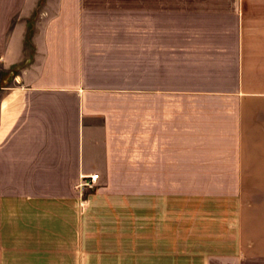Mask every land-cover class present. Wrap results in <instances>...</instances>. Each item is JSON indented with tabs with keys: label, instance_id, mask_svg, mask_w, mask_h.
I'll list each match as a JSON object with an SVG mask.
<instances>
[{
	"label": "crops",
	"instance_id": "0c3cea01",
	"mask_svg": "<svg viewBox=\"0 0 264 264\" xmlns=\"http://www.w3.org/2000/svg\"><path fill=\"white\" fill-rule=\"evenodd\" d=\"M188 190L210 250H139ZM0 264H264V0H0Z\"/></svg>",
	"mask_w": 264,
	"mask_h": 264
},
{
	"label": "rangeland",
	"instance_id": "374dc122",
	"mask_svg": "<svg viewBox=\"0 0 264 264\" xmlns=\"http://www.w3.org/2000/svg\"><path fill=\"white\" fill-rule=\"evenodd\" d=\"M96 188V187H94ZM93 188V189H94ZM92 189V192H94ZM187 211L180 212V203L173 198L171 216L172 221L150 223V230L145 231V238L140 239L139 250L149 251H209L211 246V196L212 191L188 190ZM183 202V201H182ZM181 213V214H180ZM181 215L183 217L181 221ZM114 223H103L100 233L105 235L98 238L102 243L115 246ZM147 228L146 223L143 224ZM107 226L109 229L107 230ZM111 229V230H110ZM111 234H110V233ZM110 234L111 236H107ZM94 240V239H93ZM104 242V243H103Z\"/></svg>",
	"mask_w": 264,
	"mask_h": 264
},
{
	"label": "built area",
	"instance_id": "2783aa9c",
	"mask_svg": "<svg viewBox=\"0 0 264 264\" xmlns=\"http://www.w3.org/2000/svg\"><path fill=\"white\" fill-rule=\"evenodd\" d=\"M98 179L99 175H93L91 177L84 178L83 182L78 187L81 195L83 196L85 195V192L91 191L95 187Z\"/></svg>",
	"mask_w": 264,
	"mask_h": 264
}]
</instances>
